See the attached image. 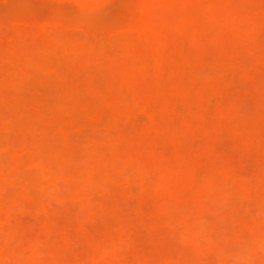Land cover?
<instances>
[{
    "label": "rangeland",
    "instance_id": "374dc122",
    "mask_svg": "<svg viewBox=\"0 0 264 264\" xmlns=\"http://www.w3.org/2000/svg\"><path fill=\"white\" fill-rule=\"evenodd\" d=\"M0 264H264V0H0Z\"/></svg>",
    "mask_w": 264,
    "mask_h": 264
}]
</instances>
